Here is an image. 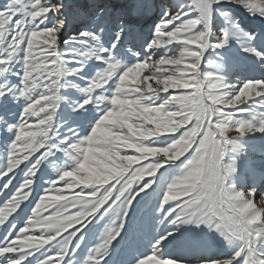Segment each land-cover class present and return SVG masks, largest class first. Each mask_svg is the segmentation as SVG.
I'll return each instance as SVG.
<instances>
[{"label":"snow or ice","instance_id":"snow-or-ice-1","mask_svg":"<svg viewBox=\"0 0 264 264\" xmlns=\"http://www.w3.org/2000/svg\"><path fill=\"white\" fill-rule=\"evenodd\" d=\"M241 9L264 21V0H0V264H264V30Z\"/></svg>","mask_w":264,"mask_h":264},{"label":"rangeland","instance_id":"rangeland-1","mask_svg":"<svg viewBox=\"0 0 264 264\" xmlns=\"http://www.w3.org/2000/svg\"><path fill=\"white\" fill-rule=\"evenodd\" d=\"M152 2L159 5L161 0H152ZM234 16L237 20H239L241 27L245 29H253L258 31L264 30V21H261L259 17L248 16L247 13H245L244 10L242 9L241 11L234 13ZM151 20H152L151 13H149L147 16L144 17L143 26L145 30H147L148 25L151 24ZM249 71L251 74H254L256 76L264 75V72H261V70L256 69L254 67H250ZM248 143L250 147V157L254 162L255 176L257 180V183L255 184L257 191L255 193L254 202H256L259 207H264V199H261L262 194H264V182H261L260 180V178L264 176V136L258 135L256 137L249 138ZM245 177L248 181L245 184V191H247L249 188L253 187L252 184L253 173L251 172L246 173ZM45 215H47V213H45ZM138 218L139 216H137V219ZM117 259H119V257H117Z\"/></svg>","mask_w":264,"mask_h":264}]
</instances>
